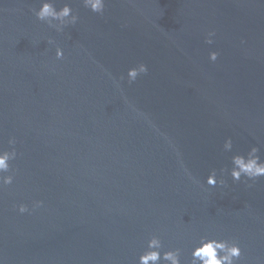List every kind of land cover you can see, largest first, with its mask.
Instances as JSON below:
<instances>
[{
	"label": "water",
	"instance_id": "water-1",
	"mask_svg": "<svg viewBox=\"0 0 264 264\" xmlns=\"http://www.w3.org/2000/svg\"><path fill=\"white\" fill-rule=\"evenodd\" d=\"M48 2L77 23L56 32L40 0H0V147L17 151L0 264H136L152 234L181 264L201 236L264 264V178L221 173L251 147L264 159V0H105L102 15ZM212 170L226 188L207 187Z\"/></svg>",
	"mask_w": 264,
	"mask_h": 264
},
{
	"label": "clouds",
	"instance_id": "clouds-1",
	"mask_svg": "<svg viewBox=\"0 0 264 264\" xmlns=\"http://www.w3.org/2000/svg\"><path fill=\"white\" fill-rule=\"evenodd\" d=\"M81 4L89 12L97 15H102L105 10V0H81ZM34 16L37 21L44 22L56 32H61L64 28L73 26L78 21V16L69 4L65 3L57 10L54 4L48 2V0H40V6L38 10H34ZM214 35V32H208L205 43L211 45L213 43L211 37ZM47 42L48 44L53 43L52 40ZM63 58V50L56 47L55 59L62 60ZM217 58V52H209V62L214 63ZM147 71V66L142 63L129 68L126 72L127 82L129 84L134 83L139 76L147 74ZM7 144V149L0 147V192L13 184L15 174L11 162L17 158L16 141L14 138H9ZM222 150L232 152L233 140L231 137L224 139ZM259 152V148L251 147L244 154H233L230 157V168H222L221 173L227 172L228 177L231 178L234 184L247 181L255 183L258 179L264 178V159H261ZM204 183L208 188H226L228 186L225 180L217 179L215 170L209 172ZM248 186L251 187V184ZM42 206L43 201H34L31 208L24 203L13 205V208L19 215H30ZM241 259L242 250L236 240L201 236L191 249L188 264H240ZM136 264H181L180 250H164L161 239L152 234L148 237L144 251L138 256Z\"/></svg>",
	"mask_w": 264,
	"mask_h": 264
}]
</instances>
